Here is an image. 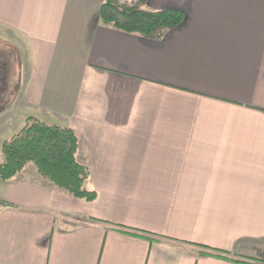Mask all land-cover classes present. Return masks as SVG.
I'll list each match as a JSON object with an SVG mask.
<instances>
[{
  "label": "crops",
  "instance_id": "0c3cea01",
  "mask_svg": "<svg viewBox=\"0 0 264 264\" xmlns=\"http://www.w3.org/2000/svg\"><path fill=\"white\" fill-rule=\"evenodd\" d=\"M103 2L0 0V163L27 118L69 128L96 194L0 178V264H264V0H146L185 14L151 37Z\"/></svg>",
  "mask_w": 264,
  "mask_h": 264
},
{
  "label": "trees",
  "instance_id": "16d2710c",
  "mask_svg": "<svg viewBox=\"0 0 264 264\" xmlns=\"http://www.w3.org/2000/svg\"><path fill=\"white\" fill-rule=\"evenodd\" d=\"M145 1L136 0L132 4H123L117 0H104L99 8V19L120 31L144 37L176 28L185 22V14L179 10L141 9ZM77 150L78 138L73 130L47 125L29 117L16 134L2 143L3 161L0 163V178L8 181L19 174L27 164L32 163L42 178L49 180L75 199L91 202L96 198V194L85 188L90 172L86 166L77 162ZM113 228L132 235H143L119 227ZM194 247L200 249L199 253L209 254V248L205 246Z\"/></svg>",
  "mask_w": 264,
  "mask_h": 264
},
{
  "label": "rangeland",
  "instance_id": "374dc122",
  "mask_svg": "<svg viewBox=\"0 0 264 264\" xmlns=\"http://www.w3.org/2000/svg\"><path fill=\"white\" fill-rule=\"evenodd\" d=\"M119 3H123V4H131L134 1L133 0H117Z\"/></svg>",
  "mask_w": 264,
  "mask_h": 264
}]
</instances>
